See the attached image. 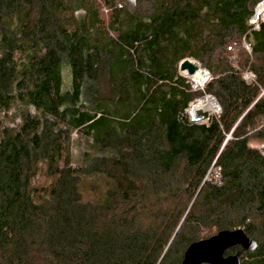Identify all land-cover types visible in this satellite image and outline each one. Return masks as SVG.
I'll return each mask as SVG.
<instances>
[{"label": "trees", "instance_id": "1", "mask_svg": "<svg viewBox=\"0 0 264 264\" xmlns=\"http://www.w3.org/2000/svg\"><path fill=\"white\" fill-rule=\"evenodd\" d=\"M259 2L0 0V264H180L235 228L257 243L240 264H264ZM184 58L207 69L201 88ZM206 95L219 112L190 121Z\"/></svg>", "mask_w": 264, "mask_h": 264}, {"label": "water", "instance_id": "2", "mask_svg": "<svg viewBox=\"0 0 264 264\" xmlns=\"http://www.w3.org/2000/svg\"><path fill=\"white\" fill-rule=\"evenodd\" d=\"M178 68L179 71L186 70L189 75H193L198 70V66L187 58L179 63ZM211 97L214 99L213 96ZM217 107L219 110L218 103ZM188 115L190 121L196 123H204L210 118L209 112L197 102L190 106ZM234 247H238L235 252L225 254ZM256 247V241L251 239L242 228L224 229L210 237L190 243L183 253L180 264H240L244 251H254Z\"/></svg>", "mask_w": 264, "mask_h": 264}, {"label": "rangeland", "instance_id": "3", "mask_svg": "<svg viewBox=\"0 0 264 264\" xmlns=\"http://www.w3.org/2000/svg\"><path fill=\"white\" fill-rule=\"evenodd\" d=\"M263 1V0H261ZM260 3V2H259ZM256 4V6L254 7V12L256 13V8L258 6V4ZM260 13V12H259ZM257 14V13H256ZM264 12H261L260 14H258V16L261 18V17H264ZM250 22V21H249ZM243 47L246 51H248L245 47V43L243 42ZM249 52V51H248ZM187 59H190L191 61H193L197 66H198V70H201L203 73H204V78L203 80H199L198 77L194 76V75H189L186 70L184 71H180L183 75L187 76L188 79L192 82V87L193 88H201L203 83L205 82V80L208 79L209 77V73L207 71V69L198 61L192 59V58H187ZM204 70V71H203ZM246 72V71H245ZM245 72L243 73V76L246 77V79H249V76H251L250 74L249 75H246ZM198 81V82H197ZM206 97V96H205ZM198 100H204L203 99H197L193 102H191L188 106V108L186 109V112L188 113V110L190 108L191 105L195 104ZM219 112L218 108L215 110V111H210L209 112V117L217 114ZM208 120L204 121V122H207ZM249 144L251 146H254V147H257V148H260V147H263L264 146V140H259V139H253L249 142ZM70 150H71V161L72 163H80L81 161V153L83 150H86V146H85V142L83 140V137H78V133L76 132H73L72 133V140H71V147H70ZM219 176H218V169L213 167L209 174H208V179H218ZM96 181H94V179H91V178H88L83 186H82V193H83V197L86 199H93V197L95 196V191L94 190H90V186H92L93 184H96L94 183ZM49 183V181L47 180V178L45 177L44 175V169L41 168L37 174V176L35 177L34 179V186H37V187H44L46 186L47 184Z\"/></svg>", "mask_w": 264, "mask_h": 264}, {"label": "bare ground", "instance_id": "4", "mask_svg": "<svg viewBox=\"0 0 264 264\" xmlns=\"http://www.w3.org/2000/svg\"><path fill=\"white\" fill-rule=\"evenodd\" d=\"M259 12L260 13L264 12V0L261 1L256 8L257 15L260 14ZM193 75L198 77L199 80L200 79L203 80L204 78V73L201 70H197ZM197 103L199 106H201L203 109L207 110L208 112L215 111L218 108L217 103L215 102V99H213L211 96H208V95L204 98L203 101L198 100Z\"/></svg>", "mask_w": 264, "mask_h": 264}, {"label": "built area", "instance_id": "5", "mask_svg": "<svg viewBox=\"0 0 264 264\" xmlns=\"http://www.w3.org/2000/svg\"><path fill=\"white\" fill-rule=\"evenodd\" d=\"M259 20H264V17H259L255 12H254V14L249 18V21H250V23L251 24H253L255 27H257V25H258V21ZM245 47H246V49L248 50V51H250V46L247 44V43H245ZM245 74L246 75H251V73L250 72H248V71H246L245 72ZM249 77H251V76H249ZM246 78V77H245ZM207 179H208V177H206Z\"/></svg>", "mask_w": 264, "mask_h": 264}]
</instances>
